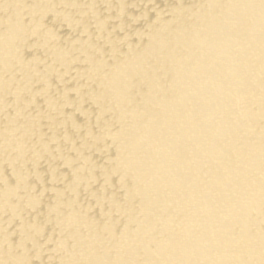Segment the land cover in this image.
I'll use <instances>...</instances> for the list:
<instances>
[{
    "label": "bare ground",
    "instance_id": "1",
    "mask_svg": "<svg viewBox=\"0 0 264 264\" xmlns=\"http://www.w3.org/2000/svg\"><path fill=\"white\" fill-rule=\"evenodd\" d=\"M0 264H264V0H0Z\"/></svg>",
    "mask_w": 264,
    "mask_h": 264
}]
</instances>
